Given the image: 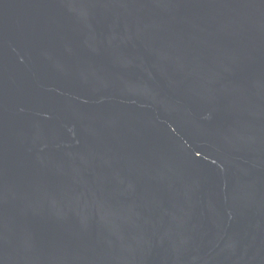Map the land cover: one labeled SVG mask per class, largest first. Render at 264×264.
Returning a JSON list of instances; mask_svg holds the SVG:
<instances>
[{"label": "water", "instance_id": "1", "mask_svg": "<svg viewBox=\"0 0 264 264\" xmlns=\"http://www.w3.org/2000/svg\"><path fill=\"white\" fill-rule=\"evenodd\" d=\"M0 264H264V0H0Z\"/></svg>", "mask_w": 264, "mask_h": 264}]
</instances>
